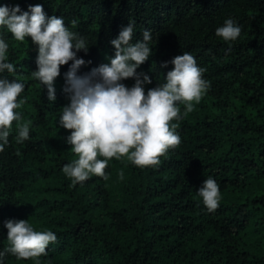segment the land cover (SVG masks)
<instances>
[{
  "label": "trees",
  "instance_id": "16d2710c",
  "mask_svg": "<svg viewBox=\"0 0 264 264\" xmlns=\"http://www.w3.org/2000/svg\"><path fill=\"white\" fill-rule=\"evenodd\" d=\"M36 4L85 39L78 76L110 64L111 40L132 21L131 43L144 30L152 33L151 55L137 69L151 79L145 93L166 82L170 61L184 52L205 70L210 87L186 116L178 105L183 118L171 123L181 143L157 166L113 158L107 181L91 176L70 186L62 168L78 157L59 117L70 103L63 88L72 61L60 67L50 102L47 88L31 77L38 46L0 28L6 62L16 68L0 78L25 85L19 100L26 102L16 111L31 122L22 143L13 122L0 152V251L8 245L7 220H28L35 231L57 235L46 256L8 255L3 264H264V0H0L22 11ZM228 18L241 27L231 42L215 35ZM121 83L131 88L135 80ZM209 177L220 188L211 213L197 193Z\"/></svg>",
  "mask_w": 264,
  "mask_h": 264
},
{
  "label": "clouds",
  "instance_id": "9594fccd",
  "mask_svg": "<svg viewBox=\"0 0 264 264\" xmlns=\"http://www.w3.org/2000/svg\"><path fill=\"white\" fill-rule=\"evenodd\" d=\"M0 28H5L16 41L30 37L38 46L37 70L31 72V77L47 88L50 102L56 99L54 82L60 75V67L72 61L64 74L63 88L70 103L61 108L59 117V126L70 131L66 143L78 157L62 168L72 181L70 186L91 176L107 181L105 170L113 158L126 157L138 168L157 166L161 156L181 143L176 132L178 125L171 123L183 118L178 105L185 106L186 116L210 87V82L203 78L205 70L197 65L192 54L184 52L170 61L173 68L167 72L166 82L145 93L144 85L151 83V79L137 69L151 55L152 33L144 30L142 40L131 43L132 21L111 40L115 54L110 64H101L83 76L77 72L86 62L77 58V52L87 53L85 39L66 27L63 18L47 17L42 5H30L27 11H22L19 5L0 6ZM240 34L241 27L231 18L215 32L225 42L235 41ZM8 48V43L0 37V73L12 74L16 68L6 62ZM167 63L162 66L166 67ZM129 78L135 80L131 88L121 83ZM24 88L15 79L0 78V152L9 144L13 122H17L16 142L29 139L31 122H23L22 115L16 111L26 102L27 98L19 100ZM120 178L123 179V172ZM197 193L209 213L219 207L220 188L211 177L202 182ZM4 227L8 245L0 251V264L8 255L17 260L46 256L48 246L57 241L53 231H35L28 220H7Z\"/></svg>",
  "mask_w": 264,
  "mask_h": 264
}]
</instances>
